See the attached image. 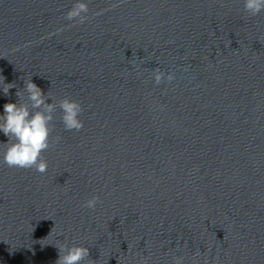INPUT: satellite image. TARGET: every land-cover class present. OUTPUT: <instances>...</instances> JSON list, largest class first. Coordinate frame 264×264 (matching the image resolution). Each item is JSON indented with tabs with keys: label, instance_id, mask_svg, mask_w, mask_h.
<instances>
[{
	"label": "water",
	"instance_id": "1",
	"mask_svg": "<svg viewBox=\"0 0 264 264\" xmlns=\"http://www.w3.org/2000/svg\"><path fill=\"white\" fill-rule=\"evenodd\" d=\"M84 2L80 23L76 0H0V112L32 78L84 121L57 106L45 173L0 160V264H57L61 242L81 264H264V12Z\"/></svg>",
	"mask_w": 264,
	"mask_h": 264
},
{
	"label": "clouds",
	"instance_id": "2",
	"mask_svg": "<svg viewBox=\"0 0 264 264\" xmlns=\"http://www.w3.org/2000/svg\"><path fill=\"white\" fill-rule=\"evenodd\" d=\"M244 9L247 13L255 16L264 12V0H243ZM88 12L84 0H76L73 7L67 12V18L74 20L79 18L83 23ZM165 73L159 70L155 73V80L160 83ZM174 79L173 74L167 75L170 82ZM15 83H6L5 77L0 75V92L8 96L10 90L15 88ZM18 102H8L3 105L0 112V132L6 136L7 142L2 143L0 149V160L9 167L23 169L35 168L39 173H45L48 169V162L42 158L45 150L62 139L56 136L52 139L55 125L57 106L62 110V122L68 131H79L84 127V121L80 118L83 111L82 105L71 98L65 97L56 101L49 92L33 82L32 78L25 81L24 88L16 92ZM49 100L52 102L50 103ZM100 202L98 196L87 199L83 206L88 209H95ZM59 246V258L57 264H81L89 257L90 250L86 246L73 245L61 242Z\"/></svg>",
	"mask_w": 264,
	"mask_h": 264
}]
</instances>
